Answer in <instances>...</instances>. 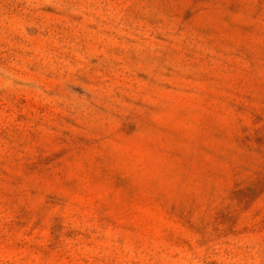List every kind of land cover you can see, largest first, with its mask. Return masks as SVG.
Returning a JSON list of instances; mask_svg holds the SVG:
<instances>
[{"label":"rangeland","instance_id":"rangeland-1","mask_svg":"<svg viewBox=\"0 0 264 264\" xmlns=\"http://www.w3.org/2000/svg\"><path fill=\"white\" fill-rule=\"evenodd\" d=\"M0 264H264V0H0Z\"/></svg>","mask_w":264,"mask_h":264}]
</instances>
